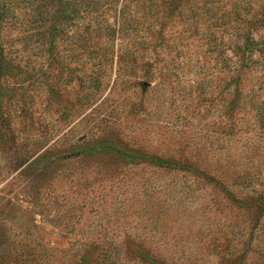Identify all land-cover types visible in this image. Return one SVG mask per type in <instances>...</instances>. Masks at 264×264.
I'll use <instances>...</instances> for the list:
<instances>
[{
    "label": "rangeland",
    "instance_id": "374dc122",
    "mask_svg": "<svg viewBox=\"0 0 264 264\" xmlns=\"http://www.w3.org/2000/svg\"><path fill=\"white\" fill-rule=\"evenodd\" d=\"M0 264H264V0H0Z\"/></svg>",
    "mask_w": 264,
    "mask_h": 264
}]
</instances>
